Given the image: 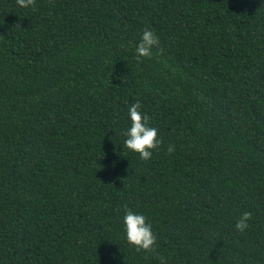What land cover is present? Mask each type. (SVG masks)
Listing matches in <instances>:
<instances>
[{
	"label": "trees",
	"instance_id": "1",
	"mask_svg": "<svg viewBox=\"0 0 264 264\" xmlns=\"http://www.w3.org/2000/svg\"><path fill=\"white\" fill-rule=\"evenodd\" d=\"M0 264H264V0H0Z\"/></svg>",
	"mask_w": 264,
	"mask_h": 264
}]
</instances>
